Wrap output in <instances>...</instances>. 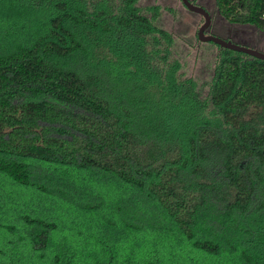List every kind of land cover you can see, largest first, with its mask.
Segmentation results:
<instances>
[{
    "label": "trees",
    "instance_id": "trees-1",
    "mask_svg": "<svg viewBox=\"0 0 264 264\" xmlns=\"http://www.w3.org/2000/svg\"><path fill=\"white\" fill-rule=\"evenodd\" d=\"M157 17L0 0V264H264V62L209 43L202 95Z\"/></svg>",
    "mask_w": 264,
    "mask_h": 264
},
{
    "label": "rangeland",
    "instance_id": "rangeland-1",
    "mask_svg": "<svg viewBox=\"0 0 264 264\" xmlns=\"http://www.w3.org/2000/svg\"><path fill=\"white\" fill-rule=\"evenodd\" d=\"M194 2L212 18L213 25L210 31L213 35L222 39L227 37L225 29L227 24L219 17L214 0H194ZM138 6L144 10L148 7L158 8L155 24L172 34L173 52L181 66L180 74L193 78L202 91L201 94L206 95L213 79L217 48L209 43H201L197 39L198 30L204 22L203 18L188 11L181 0H138ZM144 13L147 14V11ZM235 29L239 31V36L242 37L241 41L247 37L257 40L259 42L258 51L264 53V33L252 26L238 25L233 28V30Z\"/></svg>",
    "mask_w": 264,
    "mask_h": 264
},
{
    "label": "water",
    "instance_id": "water-1",
    "mask_svg": "<svg viewBox=\"0 0 264 264\" xmlns=\"http://www.w3.org/2000/svg\"><path fill=\"white\" fill-rule=\"evenodd\" d=\"M181 2L188 11L195 13L197 15H200L204 20L202 26L199 28L198 33H197V39L199 42L212 43L222 49H226V50L233 51L236 53H241L253 59H257V60L264 62V53L256 49L247 47L244 44H241V45L235 44L231 41L224 40L214 35H206L205 34L206 30L209 28L210 23H211L210 15L203 8L192 4L189 0H181Z\"/></svg>",
    "mask_w": 264,
    "mask_h": 264
},
{
    "label": "flooded vegetation",
    "instance_id": "flooded-vegetation-1",
    "mask_svg": "<svg viewBox=\"0 0 264 264\" xmlns=\"http://www.w3.org/2000/svg\"><path fill=\"white\" fill-rule=\"evenodd\" d=\"M192 4H194V5H196V6H199V5H197L195 2H194V0H189ZM199 7H201V6H199ZM218 13V12H217ZM219 15V14H218ZM220 17V16H219ZM221 18V17H220ZM222 19V18H221ZM223 20V19H222ZM227 24V23H226ZM213 25V22H212V18H211V23H210V26H209V28L206 30V35H213V33H212V31H210V28H211V26ZM238 25H231V24H227L226 25V27H225V29H226V32H227V34H228V36L227 37H224L223 39L224 40H228V41H231V42H233V43H235V44H244V45H246L247 47H250V48H252V49H256V50H259L258 49V41L257 40H254V39H252L251 40V38L250 37H247L246 39H244L243 41H241L242 40V37H240L239 36V31L238 30H233V28L235 27H237ZM215 36V35H214ZM244 36V35H243ZM246 36V35H245ZM238 37H239V39H238ZM241 39V40H240ZM254 43V45H252Z\"/></svg>",
    "mask_w": 264,
    "mask_h": 264
},
{
    "label": "built area",
    "instance_id": "built-area-1",
    "mask_svg": "<svg viewBox=\"0 0 264 264\" xmlns=\"http://www.w3.org/2000/svg\"><path fill=\"white\" fill-rule=\"evenodd\" d=\"M263 19H264V16H263Z\"/></svg>",
    "mask_w": 264,
    "mask_h": 264
}]
</instances>
